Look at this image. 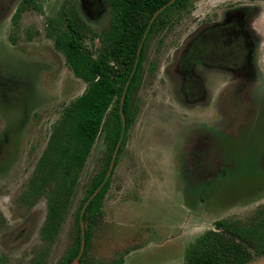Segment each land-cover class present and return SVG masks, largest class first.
Listing matches in <instances>:
<instances>
[{"label": "rangeland", "instance_id": "rangeland-1", "mask_svg": "<svg viewBox=\"0 0 264 264\" xmlns=\"http://www.w3.org/2000/svg\"><path fill=\"white\" fill-rule=\"evenodd\" d=\"M20 1L0 0V264H60L76 240L77 210L109 146L102 131L59 230L44 238L48 196L30 194V180L64 106L87 86L55 46L48 18L67 2L100 35L112 13L107 0H38L43 13L30 9L15 22L10 14ZM245 8L260 47L259 81L190 66L186 49L195 37ZM85 31L87 45L100 48V39ZM190 71L205 87L203 98L195 87L194 101L185 95L195 78ZM140 78L131 98L135 118L91 229L92 264L123 256L124 264H184L188 246L217 220L253 223L264 216V0H194L149 39ZM248 264H264V256Z\"/></svg>", "mask_w": 264, "mask_h": 264}, {"label": "trees", "instance_id": "trees-1", "mask_svg": "<svg viewBox=\"0 0 264 264\" xmlns=\"http://www.w3.org/2000/svg\"><path fill=\"white\" fill-rule=\"evenodd\" d=\"M111 8L110 28L96 34L63 2L59 15L48 18V32L62 51L74 74L86 83L81 95L64 106L55 122L51 138L35 175L30 180L31 194L48 196V215L42 228L44 238L59 230L79 180L81 171L98 137L104 131L109 152L102 171L93 177L76 213L77 236L60 264H71L81 246V222H85L86 243L80 264L88 260L91 229L102 214L103 201L113 169L108 174L117 145L114 166L123 150L128 130L135 118L131 98L140 83L146 47L151 36L169 26L194 0H107ZM30 9L44 12L38 0H22L13 16ZM98 37L101 47L92 49L86 39ZM91 38V36H90ZM199 50V48L197 49ZM51 162L49 171H44ZM113 166V167H114ZM60 177H54L56 173ZM63 179L62 184H58ZM98 192L95 194V192ZM264 216L246 223L240 219H219L215 228L202 233L186 249L184 264H248L264 256ZM120 259L108 264H123Z\"/></svg>", "mask_w": 264, "mask_h": 264}, {"label": "flooded vegetation", "instance_id": "flooded-vegetation-1", "mask_svg": "<svg viewBox=\"0 0 264 264\" xmlns=\"http://www.w3.org/2000/svg\"><path fill=\"white\" fill-rule=\"evenodd\" d=\"M17 7L18 6H16L15 9H17ZM15 12L16 10H14V12L12 10L10 14V20L13 19L12 16H14L13 14H15ZM250 14L251 13L248 8L238 9L233 13L228 14L224 20L207 25L206 28L203 29V31L195 37V39L189 44L188 48L186 49L188 50L187 59L190 63V66L194 64H201L205 67V69H217L221 71L219 73H222L224 75L225 73H227L229 74V76L234 75L240 78H247L248 80L253 82H258L259 78L258 72L256 70V63L258 62L257 53H260V47L256 46L255 42L253 41L252 35L254 30ZM167 27L165 28L167 29ZM158 31H156L155 33H157ZM198 48L199 50H197ZM187 76H189L190 78L195 76V78L192 80V82L189 81L191 82V84L188 88H185V91L187 93H185V95H188L189 99L192 101L196 100V98L194 99L192 97V92L195 91L196 87L197 89H199V92H201V96L203 98V96L205 95V87L202 80L197 78V75L195 73H192L191 71ZM196 97L198 98V96ZM10 163L12 164V162ZM10 163L4 165L8 166ZM81 224L82 222L80 223V225ZM86 228L87 225L85 224V229ZM123 259L125 263L124 256Z\"/></svg>", "mask_w": 264, "mask_h": 264}, {"label": "water", "instance_id": "water-1", "mask_svg": "<svg viewBox=\"0 0 264 264\" xmlns=\"http://www.w3.org/2000/svg\"><path fill=\"white\" fill-rule=\"evenodd\" d=\"M119 147H120V144L117 145V149H116V151L114 152L113 160H112V162H111V166H110V169H109L108 174H110L111 171H112V169H113V166H114V159L116 158L117 151H118ZM97 192H98V190L95 192V194H96ZM81 226H82V229H81V230H82V239H81L80 251H79L78 256L73 260V262H72L71 264H80V258H81V256L83 255V252H84V250H85V243H86V234H85L86 229H85V223L82 222Z\"/></svg>", "mask_w": 264, "mask_h": 264}]
</instances>
